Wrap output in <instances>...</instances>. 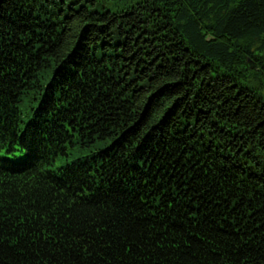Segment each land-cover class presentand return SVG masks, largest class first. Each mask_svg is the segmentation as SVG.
<instances>
[{
	"label": "trees",
	"instance_id": "16d2710c",
	"mask_svg": "<svg viewBox=\"0 0 264 264\" xmlns=\"http://www.w3.org/2000/svg\"><path fill=\"white\" fill-rule=\"evenodd\" d=\"M0 264H264V0H0Z\"/></svg>",
	"mask_w": 264,
	"mask_h": 264
}]
</instances>
